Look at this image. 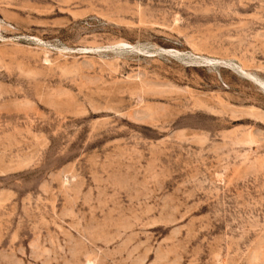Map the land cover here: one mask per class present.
Listing matches in <instances>:
<instances>
[{"label":"rangeland","instance_id":"obj_1","mask_svg":"<svg viewBox=\"0 0 264 264\" xmlns=\"http://www.w3.org/2000/svg\"><path fill=\"white\" fill-rule=\"evenodd\" d=\"M0 264H264V0H0Z\"/></svg>","mask_w":264,"mask_h":264}]
</instances>
